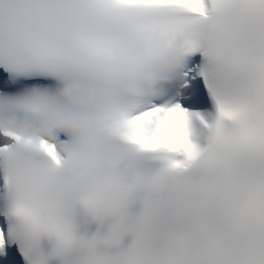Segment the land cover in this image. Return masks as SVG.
I'll return each mask as SVG.
<instances>
[{
    "label": "snow or ice",
    "instance_id": "obj_1",
    "mask_svg": "<svg viewBox=\"0 0 264 264\" xmlns=\"http://www.w3.org/2000/svg\"><path fill=\"white\" fill-rule=\"evenodd\" d=\"M152 37L182 57L167 83L97 74ZM53 114L95 130L21 135ZM83 164L90 195L42 217ZM106 191L119 217L81 230ZM0 264H264V0H0Z\"/></svg>",
    "mask_w": 264,
    "mask_h": 264
},
{
    "label": "clouds",
    "instance_id": "obj_2",
    "mask_svg": "<svg viewBox=\"0 0 264 264\" xmlns=\"http://www.w3.org/2000/svg\"><path fill=\"white\" fill-rule=\"evenodd\" d=\"M83 9L77 7L74 14L79 17ZM150 50L156 59L146 60V48L139 42H130L114 50L111 59L105 61L97 70V74L112 80L130 83L151 92L155 87L162 86L167 81L165 73L180 70L182 57L176 48H165L158 37L151 38ZM83 63L81 59L77 61ZM63 99L71 101L72 93L65 92ZM89 104L91 97L88 98ZM83 106V105H80ZM95 129L88 118H64L59 114L50 117V123L41 125H21L20 133L32 132L34 136H44L53 139L51 133L64 132L71 134H89ZM63 151V150H62ZM31 167V160L26 162ZM95 175L91 164L73 165L61 176L58 185L53 189L50 202H37L36 208L42 217H47L53 211L52 204L66 214L76 211L79 201L90 195L92 187L89 178ZM120 201L114 192L106 191L96 198L91 211L92 218L100 221H114L120 215Z\"/></svg>",
    "mask_w": 264,
    "mask_h": 264
}]
</instances>
